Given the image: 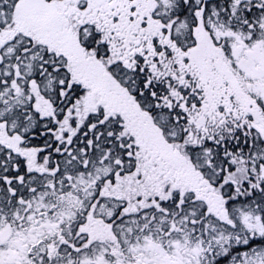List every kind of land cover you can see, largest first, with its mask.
<instances>
[{"label":"snow or ice","instance_id":"snow-or-ice-1","mask_svg":"<svg viewBox=\"0 0 264 264\" xmlns=\"http://www.w3.org/2000/svg\"><path fill=\"white\" fill-rule=\"evenodd\" d=\"M0 264H264V0H0Z\"/></svg>","mask_w":264,"mask_h":264}]
</instances>
